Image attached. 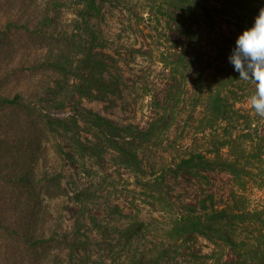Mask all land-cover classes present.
I'll return each instance as SVG.
<instances>
[{"label":"rangeland","instance_id":"obj_1","mask_svg":"<svg viewBox=\"0 0 264 264\" xmlns=\"http://www.w3.org/2000/svg\"><path fill=\"white\" fill-rule=\"evenodd\" d=\"M96 6L91 20L98 38L95 52L106 63L111 92L95 93L90 99L77 97L82 86L75 75L78 70L82 74V65L69 51L65 59L71 69L27 72L21 67L23 81L29 80L24 92L16 85L3 84L0 94L11 99L21 91L42 102L47 115L66 124L74 114L70 109L81 107L117 126L132 125L148 133L136 144V152L146 173L163 175L162 198L142 188L137 175L115 162V153H87L84 140L93 139L81 123L78 128L60 125L58 132H43L45 157L37 169L62 174L64 195L49 205L59 217L61 231L71 232L76 226L85 235L83 241H119L116 257L105 264H144L149 259L151 264H217L218 259L264 264V136H257L264 135V117L248 103L254 82L241 79L228 61L241 33L227 22L223 11L211 10L210 22L197 7L181 8L172 0H96ZM185 29L193 33L187 37ZM75 44H80L78 38ZM34 50L27 51L31 59L37 54ZM39 54L52 58L54 50ZM9 65L4 62L0 73ZM218 95L226 97V105L241 115V130H234L231 139L225 137L231 130L226 124L215 127L211 123ZM63 100L66 108H54ZM75 133L82 148L72 140ZM242 133H249L253 140L245 153L239 144L245 139ZM233 141L232 148L224 146ZM220 146L222 160L210 169L191 174L177 167L189 153L213 152ZM1 158L0 154V198H4L13 193L10 187L16 168ZM226 161L232 162L234 176L222 165ZM209 195L217 208L250 212L241 222L240 239L245 245L254 243L252 252L246 249L239 258L222 244L215 247L199 236L181 234L178 215L196 208ZM236 227L238 222L230 224V229Z\"/></svg>","mask_w":264,"mask_h":264},{"label":"trees","instance_id":"obj_2","mask_svg":"<svg viewBox=\"0 0 264 264\" xmlns=\"http://www.w3.org/2000/svg\"><path fill=\"white\" fill-rule=\"evenodd\" d=\"M172 1L181 8L197 7L210 22L211 10L223 11L228 16L227 22L241 34L253 25L261 9H264V0H210V4L207 3L209 0ZM96 13V0H0V70L4 62L10 64L0 73V85L13 84L24 92L29 80L23 81L20 75L21 67L26 68L27 72L40 68L55 73L65 71L66 68H72L65 59L67 52L72 51L78 64L82 65V74L78 70L75 75L76 82L79 81L82 86L76 91V96L80 99H90L95 97V93L111 92L106 81V63L98 58L95 52L99 46L91 20L95 18ZM67 16H70L69 19ZM61 22L65 25L62 23L63 30L59 31ZM192 33L191 29H185L183 34L189 37ZM75 38L80 40L79 45L75 44ZM48 46L52 49H48ZM33 48V52L37 54L31 59L27 51ZM44 50H54L52 58H41L42 55H38V52ZM22 81L25 86L21 85ZM75 87L69 88L75 90ZM21 91L11 99L0 94V111L8 112L0 113L3 114L0 118L1 159L4 164L16 168L13 172V186L10 187L13 188V193L0 198V264H105L106 260L112 262L117 255L114 249L116 244H120L119 241L115 244H93L88 239L83 241L85 235H82L76 226L71 232L61 231L59 217L49 205L64 195L62 174L54 169L44 172L37 169L38 163L45 157L42 148L45 139L43 132H58L62 130L63 125L78 128V123H81L93 139L84 140L87 143L84 145L87 153L96 155L103 150L115 153V162L137 175L141 179L140 186L150 189L153 196L160 199L163 175L146 173L136 152V144L148 137V133L139 131L132 125L117 126L81 107L70 109L74 114L66 124L61 119L47 115L42 102L21 94ZM226 102V97L217 96L213 104L217 112L211 113V123L215 127L226 124L231 130L227 131L225 137L231 139L234 130H241V115L233 113V106L226 105ZM65 104L63 100L60 107L54 108H66ZM75 136L76 133L72 138L74 144L82 148L83 143ZM242 136L245 139L239 143L243 144L240 150L245 153L251 148L250 143L253 140L249 138V133H242ZM257 136L262 139L259 136L264 135L257 133ZM234 143L236 145L233 141L224 146L232 148ZM222 149L220 146L213 152L207 150L208 153H189L177 167L191 174L210 169L218 164V160H222ZM207 154L210 157H207ZM231 163L226 161L222 165L233 174ZM186 211L188 212L178 215L176 219L181 234L192 238L199 236L215 247L222 244L239 258H242L246 249L252 252L254 243L249 241V244L245 245L240 239L241 222L250 212L244 214L232 210L229 206L217 208L211 195L202 200L196 208H188ZM234 222H238V227L230 229V224ZM125 236L129 237V233ZM93 249L95 251H92ZM76 252L82 256H78ZM151 261L153 260L149 259L144 264H151ZM217 262L236 263H226L221 259ZM131 264L135 262L131 261Z\"/></svg>","mask_w":264,"mask_h":264},{"label":"clouds","instance_id":"obj_3","mask_svg":"<svg viewBox=\"0 0 264 264\" xmlns=\"http://www.w3.org/2000/svg\"><path fill=\"white\" fill-rule=\"evenodd\" d=\"M228 61L241 79L254 82L255 91L248 103L258 116L264 117V9L253 25L238 36Z\"/></svg>","mask_w":264,"mask_h":264}]
</instances>
